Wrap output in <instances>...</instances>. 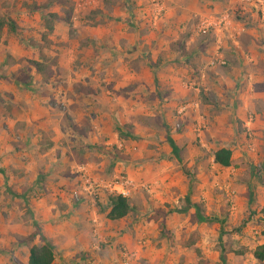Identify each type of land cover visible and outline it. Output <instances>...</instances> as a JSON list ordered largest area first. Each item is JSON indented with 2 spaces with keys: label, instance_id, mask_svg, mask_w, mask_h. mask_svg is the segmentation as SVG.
<instances>
[{
  "label": "rangeland",
  "instance_id": "obj_1",
  "mask_svg": "<svg viewBox=\"0 0 264 264\" xmlns=\"http://www.w3.org/2000/svg\"><path fill=\"white\" fill-rule=\"evenodd\" d=\"M46 1L48 0H35L37 4ZM50 1V6L41 12H55L59 17L68 19L67 22L60 21L67 24L68 44L77 36L76 28H71V18L74 17L73 21L76 22L81 20V13L75 7L76 0ZM154 1L140 0L139 3L138 0H129L124 10L127 16L122 19L130 23L141 20L143 17L138 18L134 9L142 5L150 6ZM199 2L207 10L206 14H191L187 21L183 22L185 26L180 28L179 38L184 40L182 45L178 43L174 47L180 57L175 64L182 73L176 74V83H170L166 89V84H162L157 76H144L146 81L151 79L154 91L133 92L130 97L135 103H147L146 107L143 106L137 111L139 113L135 116L136 128L131 124H120L130 127V136H117V142L108 144L99 139L98 145L89 147L88 157L76 158L75 162L95 164V169L90 165L89 170H93V176L103 183L115 180L118 175H126L125 172H120V165L135 170L131 175L136 180L148 179L147 183H151L153 174L148 173L146 178H142L139 174L140 167L147 163L154 164L159 157L165 161H173L177 165L175 169L183 176V192L170 189L171 194H162L156 191L155 184H152L154 187L150 192L144 189L134 190V194L128 199L132 209L126 216L130 225H153V240H157L155 246L158 248L192 246L197 242L218 253V262L214 264H221L219 254L225 257V253L233 251H236L235 255L243 256V264H264V259L257 261L250 254L254 246L264 242V117L253 113L261 108H258L257 103H264V0ZM20 3L21 0H7L5 10L0 12V19H12L19 29V39H28L27 44L29 47H35V53L36 46L41 45L43 55L47 60L51 59L56 45L53 44V47L49 48L48 43L41 42L40 33L43 29L39 14L24 11ZM98 3H103L106 7L104 5L99 8V4L92 6L83 13L82 20L88 24L103 21L101 17L103 14L106 16L104 12L109 10V0H98ZM128 5L131 6L130 9H127ZM11 14L12 17L9 16ZM222 14H226L227 22L217 24L216 21ZM201 20H208L211 25L201 29ZM17 21L34 22L36 25L30 28L19 27ZM3 28L7 30L6 25ZM2 33L3 29L0 36ZM7 34L15 35L9 30ZM32 37L40 42L34 44ZM158 55L161 58V54ZM28 59L32 58L18 60L15 70L17 76L14 74L17 78L31 77L29 71L32 67L27 62ZM148 59L153 64L150 56ZM4 62H9L7 64L11 66L15 61H11L6 55ZM184 67L187 69L186 74H183ZM40 77L43 82L50 78L44 79L42 75ZM81 87L83 90L90 89ZM74 88L77 89L76 85ZM91 92V95H94L93 90ZM157 103L163 105L162 111L161 107L157 108L155 105ZM168 103L171 105L165 106ZM185 104H189V107L182 115H178L176 109ZM166 109L171 113L169 120L164 116ZM176 122L179 124L177 128ZM4 127V130H7L6 125ZM170 129L176 133L186 132V141L178 148V154L188 175L182 172L180 164L171 158L170 151L164 153L160 150L161 141L157 136L164 135L165 140ZM7 132L9 138L6 142L9 147H18L19 143L27 146L26 141L16 137L19 136L18 133L23 136L18 127L17 134L10 128ZM45 140L47 141L44 143L47 144L48 139ZM96 146L100 151L95 149ZM223 146L231 150V162L227 167L218 166L212 161V152ZM192 149L195 153H192ZM16 159L20 167L12 163L5 168L6 173L4 170V174L0 173V264H19L21 256L15 254L14 248L19 245L28 248L32 243L40 244L36 237L30 243L20 242L33 229L29 200L40 197V193L45 190L29 186L23 188L24 179H27H21L23 170L27 176L31 169H35L34 166L25 164L29 161V156H18ZM72 171L71 174L76 176L74 166ZM42 177L40 173V178ZM20 194L23 197H19ZM183 197L197 204L199 213L208 220L197 221L193 207H189L185 212L175 211L184 205ZM17 243L19 245H16ZM191 248L193 249V246ZM120 251L121 249L118 250L119 253ZM237 251L242 253L237 254ZM201 256L197 252L198 261L194 258L199 264L205 263ZM81 258L84 261L88 259ZM138 259L135 258L136 263L133 264H146L137 263ZM188 259L187 255L181 254L179 262L186 264Z\"/></svg>",
  "mask_w": 264,
  "mask_h": 264
},
{
  "label": "crops",
  "instance_id": "obj_2",
  "mask_svg": "<svg viewBox=\"0 0 264 264\" xmlns=\"http://www.w3.org/2000/svg\"><path fill=\"white\" fill-rule=\"evenodd\" d=\"M127 2L129 0H109V10L104 12L106 16L103 14L101 17L103 21L88 24L82 20L83 13L99 4L98 0H76L75 7L81 13L80 21L76 22L73 21L74 17L71 18V28H76V38L67 44L68 27L60 21L53 23L52 32L46 36L49 48L53 47V44L56 45L51 55V58L55 57V64L50 66L53 73L46 80L47 82L41 81L40 75L33 67L29 71L31 77L20 79L16 77L18 60L36 59L37 52L35 53V47L32 45L33 48L29 47L28 39L24 37L19 39V35L18 37L8 35L7 30L2 28L0 169L6 173L5 168L9 164H17L18 156L30 157L25 164L29 167L34 166L35 170L31 169L27 176L25 170L20 171L23 173L21 179L27 178L24 179L22 186L45 190L40 193V197L31 198L28 206L31 223L35 222L44 237L53 245L54 257L51 264H124L125 259L118 252L119 249L126 250L130 254L126 264L136 263L135 258H139L137 263L180 264L181 254L188 256L186 264H199L197 252L202 255L200 258L205 261L203 264H214L218 262V253L210 251L203 243H194L193 249L192 246L184 245L158 248L155 246L157 240H153L155 238L153 225L149 223L141 227L130 225L127 215L117 220L107 219L105 187L102 181H98L93 176V170H89L90 165L94 169L96 165L89 162H75L78 158L88 157L89 147L98 145L99 139L104 144L117 142L115 125L131 124L132 127H137L135 120L136 114L139 113L137 111L143 106L146 107L147 103L141 101L135 103L130 97L133 92L154 91L151 79L146 81L143 79L144 76L145 78L151 74L157 76L162 84H166V89L169 88L170 83H176V74H182L175 64L180 57L174 49L176 44L182 45L184 40L179 38L180 28L185 26L184 23L191 14L207 12L199 0L183 2L161 0L160 3L159 0H155L150 6L142 5L135 8L138 18H143L130 23L122 19L127 16L124 11ZM6 3L7 0H0V12L5 10ZM104 5L100 3L99 8ZM130 8L131 6L128 5L127 9ZM9 16L12 17V14ZM118 17L120 18L117 19ZM16 24L24 28L36 25L34 22L26 21H17ZM32 39L35 40L34 44L40 42L34 37ZM158 54H161V58ZM6 55L11 61H15L13 65L9 66L7 64L9 62H4ZM149 56L153 59V65H156L153 69L148 66L151 64ZM183 71V74L187 73L185 67ZM77 83L90 89L83 90ZM75 85L77 89L74 88ZM91 90L94 95H91ZM126 94L128 96H125ZM87 96L90 98L88 99ZM155 105L157 108L161 107V111L164 109L162 104ZM168 105L171 103L165 104ZM257 106L261 108L253 113L264 117V103H257ZM164 116L169 120L170 110L166 109ZM4 125L7 130L13 129L16 134L18 127V131L20 130L23 136L18 133L19 136L16 137L26 141L27 146L19 143L18 147H9L6 142L9 135L7 130H4ZM185 134L186 132L176 133L170 129L167 137L177 148H180L186 141ZM46 138L47 144L44 143L47 141ZM157 138L161 141L160 150L164 153L169 152L170 147L166 137L165 140L164 135ZM188 145L187 141L186 147ZM192 153H195L194 149ZM15 166L20 167L18 164ZM72 166L75 170L85 167L97 182V198L94 202L84 194L78 200L71 199L70 192L80 185L78 175L71 174ZM176 166L173 161H165L162 157H159L154 164L142 165L139 174L142 178H146L148 173H152L151 183H147L148 179L136 180L131 175L135 170L129 169L128 166L120 165L119 169L135 182L146 183L147 192H150L154 187L152 184H155L157 192L171 194L170 189L183 192V176L175 169ZM38 172L41 173L42 178ZM135 191H132L127 199ZM19 197L23 195L20 194ZM153 203L155 204L156 201ZM31 231L32 229L29 233ZM13 250L15 254L21 256L19 264H26L27 246L19 245ZM174 253L177 254L174 256ZM81 257L88 259L84 261ZM243 263L242 255L228 252L225 253L224 262L221 264Z\"/></svg>",
  "mask_w": 264,
  "mask_h": 264
},
{
  "label": "trees",
  "instance_id": "obj_3",
  "mask_svg": "<svg viewBox=\"0 0 264 264\" xmlns=\"http://www.w3.org/2000/svg\"><path fill=\"white\" fill-rule=\"evenodd\" d=\"M51 3L52 1L50 0L42 4H37L35 0H21L20 3V6L23 7L24 11L37 12L39 14L41 18V26L43 29V31L40 33V40L41 42L44 43H48L46 36L52 32L54 22L68 21L66 17L61 18L55 12H51V11H46L44 13L41 12L43 9L49 7ZM5 25L7 27V30H9V32L17 36L19 35V31H18L19 29H17V26L12 21V19L7 18L6 21L0 19V31ZM36 48H37L38 58L28 59L27 62L31 67H33L36 73L42 75V78L46 79L50 77L53 73L50 66L55 64V57L47 60V58L41 52V45L36 46ZM148 66L150 69L156 67V65L153 64H149ZM128 128H130L128 125H120V124L115 125V131L117 136L129 137L130 133ZM166 142L170 147L171 158L175 162H177V164H180L181 171L186 173L187 169L182 163V159L178 154V148L174 145V143L169 137H166ZM95 149L100 150L97 146L95 147ZM212 161L213 163L221 167L229 166L231 162V150L228 147H224V146L216 148L212 152ZM0 173L4 174L3 170L0 169ZM186 174L188 175V172ZM104 194L106 199L105 206L107 208L105 217L107 219L117 220L122 217H125L132 209L127 197L121 196L120 194H116V193H110L107 191H104ZM183 200H184V205L179 209H176L175 211L185 212L189 207H193L195 210L194 212L197 221L208 220L207 217L202 216L199 213V208L197 204L190 202L187 197H183ZM31 224L33 227L32 231L27 236H25L20 243H25V244L30 243L36 237L40 241V244L32 243L30 246H28L26 264H51L54 257L53 245L44 237V235L40 231V228L37 226L35 222L32 221ZM16 245H19V243H17ZM233 253L236 254V251H233ZM238 253L241 254L242 252L237 251V254ZM250 254L255 260L262 261L264 259V242L254 246L253 249H251ZM219 260L221 263L224 262V256L222 254H219Z\"/></svg>",
  "mask_w": 264,
  "mask_h": 264
},
{
  "label": "built area",
  "instance_id": "obj_4",
  "mask_svg": "<svg viewBox=\"0 0 264 264\" xmlns=\"http://www.w3.org/2000/svg\"><path fill=\"white\" fill-rule=\"evenodd\" d=\"M217 24L226 23V14H222L217 19ZM211 23L208 20H201L199 24V28L204 29L208 28ZM189 107V104L180 105L176 109V113L178 115H182L184 110ZM175 127H179L178 122L175 123ZM75 173H77L78 178L80 179V185L73 189L70 192L71 198L74 200H78L79 197L84 194L91 198L92 202L96 200V188L97 182L90 177L89 172L85 169V167H79L76 169ZM102 185L106 188V190L110 193L120 194L121 196L128 197L130 193L136 189H144L147 190L148 185L144 182H135L131 178L126 177L125 175H118L115 177V180L105 182ZM120 254L125 259L123 263L126 264V259L130 256L126 250L121 249ZM128 260V259H127Z\"/></svg>",
  "mask_w": 264,
  "mask_h": 264
}]
</instances>
